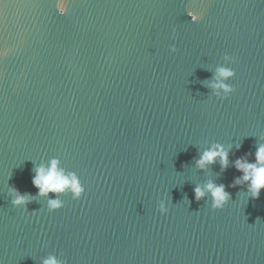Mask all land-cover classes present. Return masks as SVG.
<instances>
[{
    "label": "water",
    "instance_id": "95a60500",
    "mask_svg": "<svg viewBox=\"0 0 264 264\" xmlns=\"http://www.w3.org/2000/svg\"><path fill=\"white\" fill-rule=\"evenodd\" d=\"M225 52L236 91L221 100L208 84ZM215 141L232 146L228 167L198 168ZM258 143L264 0H69L63 15L0 0V264L54 250L67 264H264V189L230 186ZM53 156L86 191L49 212L32 176ZM209 180L228 186L223 209L195 200ZM12 186L35 196L27 209Z\"/></svg>",
    "mask_w": 264,
    "mask_h": 264
},
{
    "label": "clouds",
    "instance_id": "9594fccd",
    "mask_svg": "<svg viewBox=\"0 0 264 264\" xmlns=\"http://www.w3.org/2000/svg\"><path fill=\"white\" fill-rule=\"evenodd\" d=\"M55 7L59 14H66L69 10V0H55ZM187 15L193 22L202 17L193 10H188ZM172 52L176 51L175 44L170 46ZM6 54V53H4ZM223 60L226 64L219 65L216 72L209 82L208 87L213 90V95L218 99H226L236 91L234 84L229 81L235 77L236 70L232 66L236 62V58L228 52L223 54ZM240 144H236V148H240ZM231 145L225 146L220 142H211L208 147L199 153L196 158V165L202 170H207L208 166L219 163L222 170L229 165V152ZM251 153L236 158L232 163L233 166L242 173L241 176L234 178L231 187L244 186L248 197L258 198L261 189H264V143H258L255 151V159L250 160L248 157ZM34 175L32 176V184L38 189L35 196L46 197V207L49 212L61 209L65 205V200L61 198V194H70L73 200H80L86 189L80 176L76 171L66 169L61 165V159L53 156L46 162L42 161L34 166ZM226 185L217 184L213 180H209L203 187L196 185L194 188L195 200L200 201L207 193L211 194L210 208L213 210L223 209L231 200V193L226 191ZM12 194L11 204L15 207H24L35 199L31 193H21L14 186L9 188ZM49 193H54V197H50ZM208 203L207 201H205ZM158 211L163 215L169 211L168 201L166 198L160 199L157 205ZM35 211V210H34ZM40 264H67L63 253L57 254L56 251L50 252L46 257L41 258Z\"/></svg>",
    "mask_w": 264,
    "mask_h": 264
}]
</instances>
